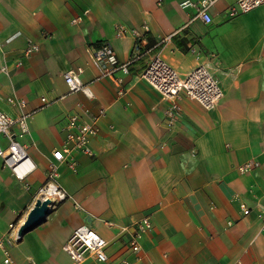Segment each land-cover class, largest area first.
I'll use <instances>...</instances> for the list:
<instances>
[{"label": "crops", "instance_id": "obj_1", "mask_svg": "<svg viewBox=\"0 0 264 264\" xmlns=\"http://www.w3.org/2000/svg\"><path fill=\"white\" fill-rule=\"evenodd\" d=\"M182 1L0 0L7 67L0 72V109L16 116L20 109L8 100L14 97L34 110L20 141L35 164L23 181L0 167V237L16 232L40 197L52 151L62 146V127L77 104L92 113L105 107L92 153L73 151L75 169L66 160L58 164L55 180L68 196L11 245L17 264H66L61 247L81 223L106 240L108 264H264L257 215L264 213V4L230 17L235 0H216L206 23ZM144 23L142 56L123 75L122 90L111 77L97 79L92 48L109 41L127 61L135 38L117 35L115 27L142 30ZM28 41L37 48L27 54ZM154 53L181 75L207 62L221 99L204 109L179 96L169 126L171 100L136 76ZM77 66L93 99L68 90L63 72ZM142 215L152 228L141 232L135 252L120 225ZM80 264L99 263L89 256Z\"/></svg>", "mask_w": 264, "mask_h": 264}, {"label": "built area", "instance_id": "obj_2", "mask_svg": "<svg viewBox=\"0 0 264 264\" xmlns=\"http://www.w3.org/2000/svg\"><path fill=\"white\" fill-rule=\"evenodd\" d=\"M216 0H183V6L195 7V16L204 22L211 21L210 7ZM264 4V0H235L227 9V14L232 17L238 13L250 10L258 5ZM85 13L87 10L84 11ZM80 17L72 18L77 21ZM116 34L119 36L130 34L135 40L127 61L120 60L116 51L109 41H102L91 50V61L96 69V78H113L119 90H122L123 75L128 73L130 65L140 60L142 56L143 41L147 39L146 32L148 25L143 24L142 30L138 27H128L124 24H117ZM37 48L35 43L28 41L24 52L31 53ZM4 56L0 47V72H6ZM82 67L67 69L63 72V77L69 91H80L87 98L93 99L94 92L88 83L81 79ZM137 77L145 79L163 97L171 100L168 108L169 119L167 124L171 126L179 111L177 99L184 95L195 100L204 109H209L216 105L221 99L223 92L217 77L213 74L211 66L207 62H201L191 67L184 75L166 62L159 53L151 55L144 69ZM9 102L16 105L20 110L16 116H12L0 109V167H7L11 173L19 180L23 181L27 175L35 168L28 151L21 143L20 138L29 132V121L33 117L34 110H26V100L23 98L9 97ZM44 104L49 101L45 96L41 97ZM78 111L71 114L65 121L62 130L64 131V141L60 148L52 151V159L49 163L47 181L38 188L41 198L50 200L49 207L53 203L61 201L68 196L67 191L55 180L58 164L64 160L75 169L76 160L72 155L73 151L91 154L90 140L99 130V120L105 114V107L100 106L92 113L90 108L81 102L78 104ZM250 163L240 167L246 170ZM49 190L48 196L42 197L41 192ZM244 213L249 212V208L241 204ZM261 220V229L264 230V213L258 212ZM110 225L115 224L108 221ZM14 225L11 223L10 227ZM152 222L149 215H142L138 219L120 225L122 231H129V246L132 251L140 249L139 237L141 232L150 230ZM21 236L14 233H5L0 237V256L5 264H17L10 253L11 245L19 241ZM106 240L92 227L86 223H81L74 227L70 235L62 245V252L67 258L66 264H80L87 257H92L99 264H108L109 257L106 252ZM31 264H35L31 262ZM123 264H132L123 261Z\"/></svg>", "mask_w": 264, "mask_h": 264}, {"label": "water", "instance_id": "obj_3", "mask_svg": "<svg viewBox=\"0 0 264 264\" xmlns=\"http://www.w3.org/2000/svg\"><path fill=\"white\" fill-rule=\"evenodd\" d=\"M50 203V200L47 198H36L32 207L29 209L26 218L18 226L17 234L22 237L24 233L43 222L51 210L49 207Z\"/></svg>", "mask_w": 264, "mask_h": 264}, {"label": "bare ground", "instance_id": "obj_4", "mask_svg": "<svg viewBox=\"0 0 264 264\" xmlns=\"http://www.w3.org/2000/svg\"><path fill=\"white\" fill-rule=\"evenodd\" d=\"M48 194H50V193H49V190L47 188H46V191L43 190V192H41L42 197H52L51 195L48 196Z\"/></svg>", "mask_w": 264, "mask_h": 264}]
</instances>
